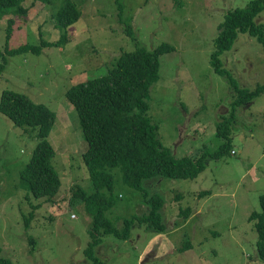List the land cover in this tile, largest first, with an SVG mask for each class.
<instances>
[{
    "label": "rangeland",
    "instance_id": "374dc122",
    "mask_svg": "<svg viewBox=\"0 0 264 264\" xmlns=\"http://www.w3.org/2000/svg\"><path fill=\"white\" fill-rule=\"evenodd\" d=\"M71 1L80 16L65 29L68 40L63 46L0 56V93L6 88L24 92L56 113L47 138L55 149L51 164L61 180L51 199L33 197L19 174L36 138L0 112V256L13 264H91L83 254L91 216L82 205H69L78 186L93 190L81 158L86 141L78 114L65 96L71 84L106 72L122 52L170 44L173 49L159 56L146 113L162 146L175 157L218 149L226 139L218 122L229 116L235 95L230 88L264 84V45L247 33H239L220 57L231 82L211 64L225 14L250 0ZM57 3L25 0L26 14L7 11L0 18V50H5L8 18L13 19L9 47L57 40L62 33L52 18ZM255 21L264 28V10ZM127 25L131 35L126 34ZM225 127L234 152L206 157L197 177L145 181L147 195L163 199V232L135 223L128 239L101 235L95 255L105 264H264L256 252L255 221L248 220L260 211L264 193V89L237 106ZM110 172L115 202L105 216L121 228L124 219L146 213L149 205L142 191L122 182L118 168ZM201 191L207 192L199 196ZM187 207V218L178 215ZM30 236L36 239L34 252Z\"/></svg>",
    "mask_w": 264,
    "mask_h": 264
},
{
    "label": "trees",
    "instance_id": "16d2710c",
    "mask_svg": "<svg viewBox=\"0 0 264 264\" xmlns=\"http://www.w3.org/2000/svg\"><path fill=\"white\" fill-rule=\"evenodd\" d=\"M24 1L0 0V18L10 10L16 14H26L28 8L23 4ZM39 1L51 3L53 0ZM262 10L264 0H250L244 7L229 10L218 26L211 64L216 71L229 77L230 82L232 78L220 57L232 48L239 33H247L264 45V28L255 21ZM79 16L80 10L71 0H58L52 18L55 28L62 31L59 38L55 41L41 40L36 45L23 43L16 47L8 45L13 30V19L8 18L6 46L4 51L0 50V56L27 52L39 54L43 47L63 46L68 40L65 29ZM126 28V34L131 35L130 26L127 25ZM172 49L167 43L152 49L137 46L132 51L120 53L106 72L79 80L65 91L66 98L77 111L82 136L86 141L81 158L93 190L86 192L78 186L69 198V205H82L91 216L89 240L83 249V254L91 264H105L94 252L95 246L101 243L103 234L128 239L135 223L144 224L150 231H164L161 215L163 199L158 194L148 196L144 189L145 181L158 177L193 179L205 168L206 157H219L229 149L232 150L228 134L230 129L225 127V123L234 119L237 106L251 100L264 89V84H257L254 89L244 87L235 90L231 87L235 95L230 114L227 119L218 122L219 131L226 135L225 141L214 152L202 149L195 156L175 157L169 148L162 146L157 126L146 113L150 85L158 78L159 56ZM3 67L4 63L0 64V71ZM0 112L36 138L32 155L19 178L27 185L33 197L51 199L58 193L61 184L59 173L51 164L55 149L47 138L56 119L55 111L42 102H36L24 92L6 88L0 93ZM115 168L121 172L122 182L142 191L143 199L149 205L146 213L124 219L121 228L113 226L105 216V212L115 202L111 194L113 174L110 172ZM206 192L201 191L199 196ZM259 207L260 211L252 212L248 220L255 221L256 252L264 262V193L259 197ZM190 211L189 207L180 209L178 215L187 218ZM33 213L32 211L30 215ZM24 217L26 226H29V218ZM29 239L32 244L31 252H34L36 239L33 236ZM0 264L13 263L0 256Z\"/></svg>",
    "mask_w": 264,
    "mask_h": 264
},
{
    "label": "built area",
    "instance_id": "2783aa9c",
    "mask_svg": "<svg viewBox=\"0 0 264 264\" xmlns=\"http://www.w3.org/2000/svg\"><path fill=\"white\" fill-rule=\"evenodd\" d=\"M231 152H234V150L232 149Z\"/></svg>",
    "mask_w": 264,
    "mask_h": 264
}]
</instances>
